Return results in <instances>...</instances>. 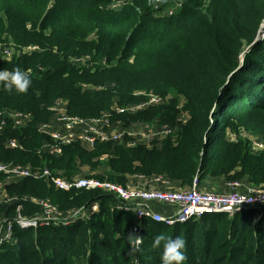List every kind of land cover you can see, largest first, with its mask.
<instances>
[{
  "label": "trees",
  "instance_id": "1",
  "mask_svg": "<svg viewBox=\"0 0 264 264\" xmlns=\"http://www.w3.org/2000/svg\"><path fill=\"white\" fill-rule=\"evenodd\" d=\"M183 1L176 15L155 18L138 15L134 7L115 11L111 0H0V42L15 43L17 52L9 61L0 57V69L18 67L32 80L24 94L0 87V111L32 116L27 128L9 125L0 137V163L47 168L70 180L87 169L88 177L123 186L130 178L163 177L191 187L199 177L201 184L222 179L264 189V153H253L241 136L264 141V0ZM203 4L211 11L204 13ZM27 46L38 49L18 52ZM84 56L97 65L73 63ZM163 66L174 70L156 75ZM139 90L169 98L119 118L126 125L159 121L177 130L175 136L153 146L97 143L88 150L74 143L60 156L39 153L48 138L38 127L51 121L49 109L57 101L71 115L94 118L110 111L116 98L122 107L139 103L134 96ZM8 139L26 149L6 147ZM6 189L10 196L50 200L65 215L99 209L69 226H15L16 241L0 247V264H134L136 256L140 264H161L160 249L153 246L160 233L183 236L184 264H264V208L175 226L144 220L143 242L135 252L127 237L135 214L117 209L113 194L65 192L34 178L9 182ZM20 205L24 217L41 211L31 202ZM18 206L0 201V219L13 221Z\"/></svg>",
  "mask_w": 264,
  "mask_h": 264
},
{
  "label": "built area",
  "instance_id": "2",
  "mask_svg": "<svg viewBox=\"0 0 264 264\" xmlns=\"http://www.w3.org/2000/svg\"><path fill=\"white\" fill-rule=\"evenodd\" d=\"M137 1L140 0H117L112 2L109 7L115 11H123L128 7L137 9ZM153 2L152 7L155 14L161 13L160 10L164 6L169 8L174 5L173 3L168 4L165 0H153ZM169 12L171 15L175 13L170 10ZM37 49L36 46H27L18 52L27 54L35 52ZM15 50L16 47L13 44L8 45L0 42V57L3 60H11L15 55ZM72 61L74 64L83 67L88 66L92 59L90 56H84L75 57ZM1 85L3 84H0V87ZM139 96L142 97V101L139 103L129 104L125 107L115 105L110 111L94 118L71 115L66 103L57 101L49 109L53 113L51 121L40 124L38 127V131L48 138V141L39 149V153L45 152L50 156H60L66 146L74 143H79L88 150H93L97 143H122L127 147H136L140 144L153 146L175 136L177 130L162 125L159 121L134 122L131 125H126L119 118L135 115L152 107H158L165 102L164 97L153 92L139 93ZM31 122L32 116L28 113L11 110L0 111V137L5 134L9 125L14 129L27 128ZM241 136L249 141L253 153H264V141L252 134L244 133ZM230 139L237 142V136H230ZM5 146L15 150L26 149L25 145L18 139H8ZM0 176L4 178V180H0L1 203L8 205V207L19 205L18 215L13 221L5 223L3 218L0 219V247L4 243L16 241L13 232L15 226L26 230L69 226L76 221L87 219L91 213L99 209L98 205H94L91 209L73 211L65 215L50 200L10 196L7 193L6 184L24 178L45 179L49 184L65 192L99 190L113 194L117 199L115 206L117 209H125L135 214L136 224L132 233L140 237L142 233L141 223L144 220L166 226H175L186 224L192 220H199L207 215L227 214L234 216L243 210L261 211L264 208V189L256 188L242 181L227 184L228 190L213 193L204 190L199 177H195L190 188L174 191L168 188L146 186L145 184L128 183L123 186L94 177H78L70 180L47 168H33L30 165L24 166L14 163H0ZM147 180V183L152 180L160 184L169 183L163 177ZM27 202L39 206L40 213L33 217H24L20 204ZM134 264H140L137 256L134 259Z\"/></svg>",
  "mask_w": 264,
  "mask_h": 264
},
{
  "label": "clouds",
  "instance_id": "3",
  "mask_svg": "<svg viewBox=\"0 0 264 264\" xmlns=\"http://www.w3.org/2000/svg\"><path fill=\"white\" fill-rule=\"evenodd\" d=\"M0 84H3L7 91L14 90L18 94H24L31 87L32 80L26 71L18 67L11 71L0 69ZM127 237L131 250L138 251L143 238L134 234ZM153 246L160 249L161 264H184L187 259L186 241L182 235L172 237L166 233H160L154 238Z\"/></svg>",
  "mask_w": 264,
  "mask_h": 264
},
{
  "label": "rangeland",
  "instance_id": "4",
  "mask_svg": "<svg viewBox=\"0 0 264 264\" xmlns=\"http://www.w3.org/2000/svg\"><path fill=\"white\" fill-rule=\"evenodd\" d=\"M54 1V0H53ZM114 1H117V0H111V2H114ZM168 4H174L172 5L171 7H166L164 6L160 12L161 13H157L155 14L154 13V9L152 7V4L154 3L153 0H141V5H138L137 6V14L138 15H144L146 12H149V13H152V15L155 17V18H165V17H172L174 15H176L175 13H178V11H180L183 7H184V1L182 0H165ZM203 3H204V0H202ZM212 0H205V3L206 5L210 4ZM147 3V4H145ZM51 4H52V0H51ZM211 8L212 6H210V8H205L204 7V4L202 6V10L204 11V13H208L211 11ZM170 11H173L175 12L174 14L171 15V12ZM168 11V12H167ZM164 20V19H163ZM96 37V35H95ZM97 38V37H96ZM6 41V40H5ZM8 45H11L9 44V42H6ZM15 44V43H13ZM14 53L16 54V50L14 51ZM94 66V65H97L95 62H90L88 64V67L89 66ZM174 68L173 67H170V66H163L161 68H157L154 70V73L156 75H162V74H165V73H169L171 71H173ZM100 89V88H98ZM143 92H146V93H149V92H153V91H146V90H139V91H136L134 93V96L135 97H140L141 98V101H142V97L139 96V93H143ZM155 93V92H153ZM165 101L168 100L169 98V95L168 96H163ZM139 101V102H141ZM120 106L119 102H118V99L116 98L115 101H114V105L113 106ZM122 107V106H120ZM125 107V106H124ZM182 118L185 120L186 119V115L183 114L182 115ZM104 168H101V171H103ZM88 176H91V173L87 170V169H84V171L82 172L81 175H79V177H88ZM142 180V179H141ZM140 180V181H141ZM147 180V179H145ZM139 180L135 179V178H130V182L129 183H132L134 185H139V184H145L146 186H151V187H158V188H168V189H171V190H174V191H179V190H185V189H188L190 187H181L179 186L178 184H160V183H155L153 182V180L150 182V183H143V182H140ZM228 184V183H227ZM227 184L225 185V181H223L222 179H206L203 181L202 183V188H204V190L206 191H210V192H213V193H220V192H223L225 190V188H227Z\"/></svg>",
  "mask_w": 264,
  "mask_h": 264
},
{
  "label": "crops",
  "instance_id": "5",
  "mask_svg": "<svg viewBox=\"0 0 264 264\" xmlns=\"http://www.w3.org/2000/svg\"><path fill=\"white\" fill-rule=\"evenodd\" d=\"M135 179H137V178H135ZM137 180H139V179H137ZM141 180V179H140ZM139 180V181H140ZM148 180H145V179H142L140 182H143V183H145V182H147ZM168 184H171V183H168ZM227 183L225 182V185H226ZM225 190H228L227 188H225ZM210 192V191H209Z\"/></svg>",
  "mask_w": 264,
  "mask_h": 264
},
{
  "label": "water",
  "instance_id": "6",
  "mask_svg": "<svg viewBox=\"0 0 264 264\" xmlns=\"http://www.w3.org/2000/svg\"><path fill=\"white\" fill-rule=\"evenodd\" d=\"M263 29H264V26H263ZM263 37H264V35H263Z\"/></svg>",
  "mask_w": 264,
  "mask_h": 264
}]
</instances>
